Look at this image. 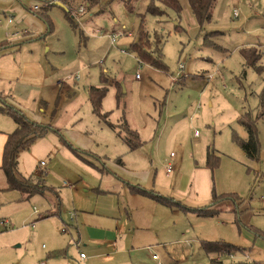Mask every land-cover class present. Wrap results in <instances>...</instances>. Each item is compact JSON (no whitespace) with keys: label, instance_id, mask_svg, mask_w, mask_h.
<instances>
[{"label":"rangeland","instance_id":"rangeland-1","mask_svg":"<svg viewBox=\"0 0 264 264\" xmlns=\"http://www.w3.org/2000/svg\"><path fill=\"white\" fill-rule=\"evenodd\" d=\"M73 1L78 7L72 12L77 18L73 22L74 29L64 16V10L53 6L48 12L53 28L51 33L47 32L44 21L31 17L36 24L43 26V32H35L28 24L18 27L36 37L22 43L13 54L0 56V72L3 67L19 72L29 63L40 66L36 81L27 84L0 76V95H5L7 103L23 110L29 119L51 127L45 138L31 147L30 153L29 150L20 153L19 172L28 177L40 161L46 163L42 169L48 173L44 184L58 193L60 217L69 226L72 223L69 215L73 211L80 217V211H92L96 206L111 210L115 206L114 218L120 219L118 214H121L130 230L137 227L129 249L137 251L146 244L141 252L131 254L135 260L143 261L142 264H211L210 258L214 256H206L201 249L200 243L204 240L236 245L248 252L250 260L264 264V239L248 230L252 226L264 234V115L257 125L262 160H247L234 141L235 136L247 140V134L237 119L244 110L249 108L256 114L258 111L261 113L264 107V98L262 105L258 97L264 90V73L258 74L252 68H246L245 74L242 73L244 59L239 54V49L244 46L264 43V0H217L212 19L203 26V30L198 28L186 0L181 1L180 20L166 10L168 16L162 18L163 21L159 16L146 13L150 0H111L104 13L91 18L82 15L86 12L85 6L81 5L83 0ZM233 10L238 11V18L233 17ZM141 17L142 28L150 43L156 36L162 41L161 60L165 71L139 62L128 50L127 44L135 40ZM112 31L123 34L115 45L107 36H98L111 34ZM216 31L220 34L210 37V42L221 49L204 46L203 36ZM3 32L4 27L0 28V33ZM180 64L182 70H179ZM52 72H57V77L69 76L58 77L59 85L65 83V87H51V83L57 81ZM33 73V77H37L34 70ZM101 75L116 80L117 89L119 85L121 89L119 100L115 103L116 93L111 87L108 108L113 107L110 110L113 113L109 122L119 125L120 120L125 119L129 128L137 130L143 141L133 153H129L114 135L115 132L99 122L92 113L87 90L100 85ZM15 127L12 119L0 112V131L12 133ZM195 132L197 135H194ZM70 140L77 146L87 145L92 154L112 158L114 187L105 184L109 178L106 176H102L101 185L114 190L113 198L108 197L106 202L97 201L96 188L89 186L76 187L81 195L79 200L68 194L66 188L72 187L76 177L67 167L71 160L62 161L60 157L73 159ZM50 151L56 154L48 157ZM207 152L217 158V168L213 171L204 167ZM128 155L131 157L125 161ZM116 158L123 164L125 162L126 172L137 173L133 163L139 168H149L152 171L151 182L155 184L154 190L149 191L173 199L187 209L209 205L212 192L216 196L234 194L240 197L244 200L237 207L241 225H237L234 219L236 212L231 211L233 206L228 202L218 203L215 209L221 211L217 215L198 217L189 211L179 210L174 204L166 206L153 199L121 192L116 184L120 178ZM105 164L108 169L110 164ZM97 165L101 170L102 164ZM169 167L173 170L167 176ZM89 168L103 175L96 168ZM4 182L0 172V189L4 187ZM3 194L18 197V193L5 191ZM1 195L0 200L4 196ZM45 197L33 196L24 204V212L31 214L34 210L43 213L47 209L46 200L53 201L54 194ZM4 206L0 209V260L6 252L22 253L20 259H25L28 250L21 247L14 251L11 245H14L16 237L2 234L6 230L1 226L5 218L9 214L15 215L21 206ZM124 209L132 214V218L126 217ZM141 213L145 216L142 217ZM35 214L23 223H15L11 230L22 225L30 227L34 217L38 219ZM71 227L65 234L58 229L65 241L64 255L76 264H83L79 261V254L88 255V250L82 243L78 248L74 246L77 232ZM7 229L9 231L10 226ZM34 245V249L43 254L50 249L41 233ZM147 245H150V253L144 249ZM30 251L34 252L33 249ZM152 255L160 261H152ZM221 258L225 264L248 261L240 254ZM17 260L19 257L13 261ZM95 264L101 263L97 261Z\"/></svg>","mask_w":264,"mask_h":264},{"label":"crops","instance_id":"crops-1","mask_svg":"<svg viewBox=\"0 0 264 264\" xmlns=\"http://www.w3.org/2000/svg\"><path fill=\"white\" fill-rule=\"evenodd\" d=\"M92 1H93V3H91L90 0H83L84 3L81 4L82 6L84 5L86 8V12L84 14H82L83 17H85V18H89V17L91 18L92 16H96V15L104 13L107 10L106 6L110 3L111 0H92ZM44 2H45V0H0V28H2V27L5 28V32L0 33V35L3 34V36L0 38V44H8L7 46H9L7 48L0 49V56L1 57H7L6 55L13 54V52L16 51L22 43H26V41L28 39L32 40L33 38L36 37V35H34V34L28 35L29 33L27 31H26L27 32L26 33L23 30H19L18 27L28 24L32 28V30H34L35 32L36 31L40 32V33L43 32V26H41L40 23L36 24L33 20H31V17L39 18L41 21H44L45 24H47V27H48L47 32L48 33H51L50 31L53 29L52 25H51L50 17L48 16V12H50L52 10L53 6H57V7L59 6L60 8H62L64 10V16L66 17L68 22H71V21L74 22V20L77 19L72 14V12L78 8L75 5L73 0H58V3L56 5H52V6L44 5ZM37 5H40V6L37 7ZM35 7H37V8L35 9ZM66 11H68L70 13L71 20H69L68 16H66V13H65ZM9 20H11V23L8 22ZM120 31H122V30H120ZM120 31H116V32L112 31L111 34H105V35H102V34L99 35L98 34V36L103 37V38L105 36H107L109 38V36H111V35L112 36L119 35L120 33H118V32H120ZM23 35H25V36L22 37ZM16 37H17V39H14ZM41 38L42 37H40L39 39H41ZM119 38H116V41L114 43H111V44L115 45ZM129 44H127L128 47L130 46ZM249 46H259V47L261 46L262 50H264V43L261 44L259 42L256 45H249ZM25 65L26 66L19 72L12 69V68L3 67V68H1L2 70L0 72L1 73L0 76L7 78L9 80H12V82L21 81L23 84L24 83L27 84L30 81H36L35 78H38V76H39L38 74L40 73V71H39L40 66L38 64H35V63H29V65H27V64H25ZM260 67L263 68V66H261V65H260ZM33 70L36 73L37 77H33V75H32ZM30 71H32V73ZM52 74H55L56 77L58 75L57 72L56 73L52 72ZM34 76H35V74H34ZM58 77L60 79L61 78L63 79V78H67L69 76L66 75V76H62V77L58 76ZM58 77H57V81L51 83L53 85L51 87L57 88V89H59L60 87L61 88L65 87V86H63L65 83L64 84L62 83L61 85H59L60 83H59ZM100 77H101L100 85L99 86H91V87H96V88L104 87V88H106L107 94L102 99L100 108H101L102 113L107 114L106 120H107V122H109V116L113 113L110 110H112L113 107L108 108V96L111 94V90H112L111 87H113L111 85V83H112L111 81H113L114 79H110V78L108 79L107 77H103V75H101ZM107 80H108L109 86H107ZM91 87H89V88H91ZM89 88H88V90H89ZM113 89H114V87H113ZM116 89H117V87H116ZM116 89H114L115 93H116ZM88 90H87V93H88ZM66 93H70V91H66ZM2 96H5V95H2ZM88 103L90 105L89 93H88ZM115 103H116V99H115ZM11 106H13V105H11ZM13 107H16L17 109H19L17 106H13ZM90 108H91V105H90ZM41 110H42V113H44L42 107H41ZM21 111L26 115V113L23 110H21ZM92 113H93V109H92ZM27 118L29 119L28 116H27ZM29 120H32L33 122L38 123L31 118ZM258 125H259V122H258ZM109 129H110V127H109ZM257 129H258V127H257ZM110 130L113 131L112 129H110ZM132 131H134L137 134V137L139 138V146H138V148H136L134 150H130L129 147L123 142L122 138H119L118 135L116 134V132L113 131V132H115L114 135L117 136V138H119L121 140L120 143L122 144V146L125 145L128 148L129 153H133V152L137 151L143 144V141L140 139L141 137H139L137 130L134 129ZM55 132H58V130H55ZM8 134H10L9 131H8ZM8 134L2 133L0 131V167H1V163H2V157H1L2 150H3V146L5 144V140H6V137ZM41 139H43V138H41ZM38 142H40L39 139L36 140V142H34L31 145V147L36 146ZM70 142H71V144H69V148H71V150L73 151L70 155H71V157H73V159H64V158L62 159L60 157V160H62V161L71 160V162L67 163V167L69 170H71L73 172V174H75V177H76V182L72 185V187L66 188V190L68 191V194L71 195V197L74 200H79L81 195H80V192H78L76 187L77 186H83V187L89 186L93 189H94V187L96 188V189H94V191H96V195H97L96 200L97 201H102V202L105 201L106 202L107 201L106 199L108 197L112 196V198H113L114 197V190L112 188L111 189L104 188L103 185H101V183L103 181L102 176H106L109 178L107 179L108 181H106L105 184L109 185L111 187H114V185H113L112 158L108 159L105 156H100V155L95 154V153L92 154V153H90V149L87 145L86 146H80V145L77 146V145L73 144L74 143L73 141L70 140ZM31 147L29 149H27V150H29L28 151L29 153L31 152L30 151ZM23 151H21V152H23ZM21 152H19V154L17 155V157H18V169H19V161L21 158V155H20ZM55 154H52V152L50 151V152H48L47 156L50 157V156H54ZM261 154H263V152L260 153V160L263 159V155H264V154L263 155H261ZM172 156H173V154L170 155V158ZM130 157L131 156L128 155L127 157H125L124 160L127 161L128 158H130ZM116 159H118L117 164H118V169L120 170V172H119L120 175L117 172V175L120 177L119 182L117 181V183H116L119 186V190L121 192H124V193H129V194H131V196L138 195L140 198H144V199L146 198V199H149L152 201V199L149 196H147L143 193H139L138 191L134 190L131 187V186H136V187L142 188V189L147 190V191L152 190V189L154 190L155 184L151 182L152 181V171L149 168L144 169V168H142V166H140V168H139L138 166H135L133 163V166L135 168H137V170H138L137 173L126 172V171H128V169L125 165V162L123 164V162L119 158H116ZM129 160L132 162L134 161L132 159H129ZM205 161H206V158H205ZM41 163H43L44 165H41ZM98 163L102 164L101 170L99 169L100 167L97 165ZM105 163L110 164L108 169L105 167V165H106ZM204 165H205V162H204ZM45 167H46V163L43 161H40L38 166L35 167V170L33 171L32 175L26 177L21 172H19V170H18V172L24 178L42 175V176H44V181H45L46 175L48 174L45 170H42ZM89 167H91L93 169L96 168L103 175L97 174L95 171L90 170ZM204 167L206 168V166H204ZM172 170H173V168H172ZM198 171H200V170H198ZM0 172L2 173L1 169H0ZM166 173H167V171H166ZM121 175H123V176H121ZM168 175L169 174H167V176ZM3 176H4V173H3ZM129 176L132 178H128ZM4 180H5V182H4L5 185H4V187H2V189H0V194L4 195L3 193L6 191V192H10V193H18V197L14 198L13 196H5L4 195L0 200V209L2 210V208L5 207L4 205H7L10 208H14V207H18V206H21V207L19 208L18 212L15 215L9 214L5 218V220L2 222V225H1L2 228L4 227V230H6V232H3L2 234L13 235V237H16V239L12 243L14 245H11L12 249L14 251L17 252L21 247H23L25 249V251H27V250L28 251H27V256L25 259H20V257H21L20 255H22V253L13 254L12 252H6V254L4 255V258L2 260H0V264H5L7 262L9 264H76V263L68 260L67 258H65L64 254L66 253V248H63L65 241L62 240L63 235H60V233L58 232V229L60 228L61 233H63V234L69 233L71 226H73L71 228L74 229L75 232H77V241H74V246L77 247L79 244L82 243V246L86 247L88 250V255L81 252L84 254V258L80 259L81 253L79 254L80 263L95 264V263H97V261H99L101 264H139V263L142 264L143 261H139L136 259L139 262L138 263L135 260V258H133L131 256V254L133 252H137V253L141 252L143 246L146 244H143L142 247L137 249V251L132 252V250L129 249V247H130L129 245L131 244V241L133 239L132 236L135 234L137 227L135 226L132 230H130L128 227V224L125 223L124 220H122L121 214L117 213L120 216V219L114 218L113 214H115V206L111 210L106 209V207L104 210V209L96 206L95 209H93L92 211H90V210L89 211H80V214H81L80 217L77 216V213L75 211H73L71 213L73 218L71 217V215H69V217H71L70 221L72 222L71 226H69V225H67V223L63 222L62 218L60 217V215L62 213L61 209H60L61 205H60V208H58V207L56 208L55 198L53 199V201L46 200V204H47L46 208L47 209H45V211L41 214L34 212V210L31 214L24 212V210H23L24 204L27 203L28 201H30L31 198L33 199V196L38 195L40 197L46 198L45 196L50 194V192L45 193L43 195L35 194L32 197H30L29 199H25L20 192L8 190L5 176H4ZM86 181H88V182H86ZM125 190H126V192H125ZM84 193L85 194L87 193V191H85V189H84ZM57 195H58V193H57ZM117 205L118 206L120 205L119 202L117 203ZM126 206L128 207L127 204H126ZM97 207L99 209H96ZM191 209H197V208H191ZM179 210H181V209L179 208ZM124 211H125L126 217L129 216L132 218V214L129 215V212L127 211V209H124ZM181 211H183V210H181ZM49 212H52V215H49L48 217L43 218V216ZM189 212L193 213L191 211H189ZM33 213H36L35 216H37L38 219H35V217H34V222L31 223L30 227H27L28 225L24 226L21 224L22 226H19L18 229L16 228V229L11 230V228H13L15 223H18V222L23 223L24 221H27L29 219L28 217H30ZM193 214H196V213H193ZM141 215H142V217L145 216L144 213H141ZM198 217H200V216H198ZM234 219L236 220V216ZM38 221H40V223ZM46 223H49V224L47 226H44V225H46ZM9 226H10V230L7 231L8 230L7 228ZM64 229H65V232H62V230H64ZM39 233L43 234L45 239L49 243L48 248H50V249L44 254L41 253L40 251H36V249H34V246H35L34 242L36 241V238L38 237ZM129 235H130V238H129ZM30 249H33L34 252L32 253L30 251ZM144 249L150 253V245L145 246ZM247 254H248V252H246V250L244 249V255H242V257L245 259H248V261H246V262L255 261V260H250L247 256ZM15 257H17V258L19 257V261L18 260L13 261ZM151 260L154 262L160 261L158 258H157V260H153L152 256H151ZM261 264H263V263H261Z\"/></svg>","mask_w":264,"mask_h":264},{"label":"trees","instance_id":"trees-1","mask_svg":"<svg viewBox=\"0 0 264 264\" xmlns=\"http://www.w3.org/2000/svg\"><path fill=\"white\" fill-rule=\"evenodd\" d=\"M47 1V0H45ZM58 1V0H57ZM93 3L92 0H90ZM182 0H150L149 5L147 6L146 13L153 14L156 17L159 16L161 20L168 16L166 10L171 11L180 20L181 12H182ZM188 3L189 11L194 17L196 24L200 30H203V26L205 24L210 23L212 19V10L217 0H186ZM58 3V2H57ZM56 3V4H57ZM54 4V5H56ZM52 6V5H50ZM262 16L264 18V7H263ZM66 16H68L69 20H71L70 13L68 11L65 12ZM71 27L74 29L75 25H73V21L69 22ZM178 28V26L176 27ZM179 29V28H178ZM220 34L218 31L213 33H206L203 36V45L210 48L221 49L219 45L216 43L210 42V37L213 35ZM151 40L148 39V35L145 30L142 28V17L141 24L137 28L135 40L130 43L128 50L133 53L136 60L139 62H143L150 67H154L157 70L165 71L166 67L164 66L163 61L161 60V46L163 45L159 36L154 38L152 44ZM8 44H0V49L7 48ZM239 54L244 59L243 70L242 73L245 74L246 68H252L258 74L264 73V55L262 47L260 46H244V48L239 49ZM260 65L263 66V69H260ZM112 82V83H111ZM111 85L116 89L118 83L116 80L111 81ZM104 83V82H103ZM108 83V80H107ZM111 87V86H110ZM118 90V91H117ZM120 86L119 89H116V101L118 102L120 97ZM89 93V102L91 108L93 109L94 115L97 117L99 122L105 123L110 127L113 131L116 132L119 138H122L123 142L129 147L130 150H134L139 146V138L137 134L129 128L128 123L125 119L120 120L119 125H114L110 122H107V114L102 113L100 105L102 99L106 96L107 91L106 88H96L91 87L88 90ZM264 90L261 95H259V101L263 105L264 98ZM118 99V100H117ZM0 112L4 115L10 117L14 123L15 130L8 134L5 140V144L2 150V163L0 169L2 173H4L6 184L8 190L18 191L20 192L25 199H29L35 194L43 195L45 193L54 194L56 208H60L61 202L59 200V196L57 192L51 188L46 187L44 184V176H32L29 178H24L18 172V157L19 152L23 150H27L31 147V145L36 142V140L44 138L47 133L51 130L49 125H42L39 123H35L32 120H29L27 116L16 107L11 106L6 101V96L0 95ZM264 115V107L262 108V112L259 111L254 114L252 110L247 108L244 112L238 117V124L244 129L247 134V140L239 139L238 137H234L235 143L238 145L240 150H242L247 158V160H251L254 162H258L260 159V143L258 140L259 134L257 125L262 116ZM217 158L213 156L210 152L207 153L205 165L206 169L213 171L217 168ZM36 177V178H35ZM134 190L139 193H143L149 196L156 202L164 204L166 206L175 205L181 210L188 212L191 211L196 213L198 216H215L221 210H216V206L218 203H230L233 206L232 212H236V223L237 225H241V221L239 220V211L238 206L243 203L240 197L236 195H225L221 194L216 196L214 192H212V199L209 205L203 206V208L199 209H191L185 208L181 206L178 202H175L173 199L165 198L160 195H155L153 191H147L142 188L131 186ZM52 215V212H49L43 216V218ZM249 232H253L255 236L261 237L264 239V234L257 231L254 227L250 226L248 228ZM201 249L206 256H214L211 259V264H225L221 257H234L235 254L244 255V249L238 246L231 245L225 242H210L205 241L201 242ZM236 264H261V262L251 261V262H237Z\"/></svg>","mask_w":264,"mask_h":264},{"label":"built area","instance_id":"built-area-1","mask_svg":"<svg viewBox=\"0 0 264 264\" xmlns=\"http://www.w3.org/2000/svg\"><path fill=\"white\" fill-rule=\"evenodd\" d=\"M58 1L57 0H47V1H45L44 2V5H47V6H50V5H54V4H56ZM37 7H35V9H36ZM234 11V13H233V17L234 18H238L239 17V14H238V11H235V10H233ZM9 23H11V20H9L8 21ZM123 34L120 32V34L119 35H115V36H109V39H110V41H111V43H114L115 42V40H116V38H119L120 36H122ZM183 69V66H182V64H180L179 65V70H182ZM195 135H197V133L195 132ZM41 165H44L43 163H41ZM171 170H172V168L171 167H169L168 168V170H167V174H169L170 172H171ZM71 217L73 218V216L71 215ZM62 232H65V229L64 230H62ZM81 258H84V254L83 253H81L80 254V259ZM152 259L153 260H157V256H155V255H152ZM161 264V263H160Z\"/></svg>","mask_w":264,"mask_h":264}]
</instances>
